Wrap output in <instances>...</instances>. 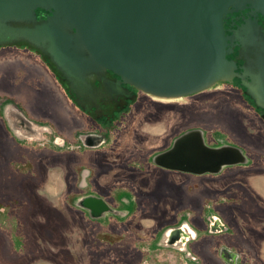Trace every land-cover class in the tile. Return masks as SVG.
<instances>
[{
    "label": "rangeland",
    "instance_id": "rangeland-1",
    "mask_svg": "<svg viewBox=\"0 0 264 264\" xmlns=\"http://www.w3.org/2000/svg\"><path fill=\"white\" fill-rule=\"evenodd\" d=\"M248 85L136 90L100 115L41 51L0 43V264H264V114ZM190 129L244 160L202 174L157 164Z\"/></svg>",
    "mask_w": 264,
    "mask_h": 264
},
{
    "label": "water",
    "instance_id": "water-1",
    "mask_svg": "<svg viewBox=\"0 0 264 264\" xmlns=\"http://www.w3.org/2000/svg\"><path fill=\"white\" fill-rule=\"evenodd\" d=\"M36 7L50 14L25 35L36 46L45 44L44 55L72 83L79 86L81 71L89 68L85 49L94 62L144 89L177 95L205 89L234 71L235 61L227 57L233 35L225 31V18L244 7L264 13V0H0V43H10L3 40L11 30L2 21L32 17ZM244 158L238 146H210L198 129H190L155 161L170 169L215 173ZM82 203L93 213L108 208L96 196Z\"/></svg>",
    "mask_w": 264,
    "mask_h": 264
},
{
    "label": "flooded vegetation",
    "instance_id": "flooded-vegetation-1",
    "mask_svg": "<svg viewBox=\"0 0 264 264\" xmlns=\"http://www.w3.org/2000/svg\"><path fill=\"white\" fill-rule=\"evenodd\" d=\"M49 13L50 12L48 10L43 9L41 7L35 8L36 18L39 20L44 18ZM224 26L226 28V33H232V35L234 36V40L232 41V53L227 54V57H231L232 59H234L236 64L234 70L236 73H238L233 76L232 80H237L238 83H241L242 81L249 83L248 88H245L243 86V91L250 98L255 97L257 101H259V103L263 105V107H257H259L262 110V113L264 114V13L255 11L251 8H244L237 11H232L228 14ZM250 50H257L258 55H260V57L263 59L262 64L260 63L259 65L261 66L262 71H260L261 69H258L257 72H252L251 70H249L248 65L245 61L246 58L251 57L253 54H243V52H249ZM258 55H253L255 60ZM106 82H112L117 84L119 90H112L111 87L108 86V83L106 84ZM102 85L104 89L108 92V94H111L114 98H117L116 100L118 101L117 103H115V105H113V107L111 106V108L108 107L106 104L100 103V106H102L99 111L100 113L97 112L98 109L96 105L89 106V108L96 110L97 114L100 115H106L108 114L107 111L114 110L120 106L122 107L123 105H125L127 103V100L130 99V97L134 96V91L137 90L129 84L122 82L116 75H114V78H103ZM252 101L254 103L253 99ZM181 171L197 174L208 173V171Z\"/></svg>",
    "mask_w": 264,
    "mask_h": 264
},
{
    "label": "bare ground",
    "instance_id": "bare-ground-1",
    "mask_svg": "<svg viewBox=\"0 0 264 264\" xmlns=\"http://www.w3.org/2000/svg\"><path fill=\"white\" fill-rule=\"evenodd\" d=\"M30 7L32 8V6ZM33 10L35 11V9ZM48 15H46L44 18L40 20L36 18V14L32 17L30 16V17L11 18V19L3 20L2 21L3 25L11 30L10 31L11 34L8 33L3 40H5V42L26 43L38 49L39 51H41V53H43L42 51H44L43 47H45V44L39 43L36 46L34 43H32L30 39H28L25 33L26 31L33 28L34 26H36L43 20L47 19ZM73 31H75L74 28H73ZM80 48L84 49L82 45H80ZM245 53L246 54L251 53L253 55H256V54L258 55L257 50H252V51L250 50L249 52L248 51L243 52V54ZM82 55L88 61L89 68L81 71L82 75L79 76L80 77L79 79L81 80L80 85L78 86L77 84H75L74 81H73L74 83L73 84L72 78L68 75L67 77L63 73L61 74V79L67 83L68 87L70 88V91L75 95L76 99L82 104V106L89 109V106L96 105L98 109L97 110L98 113H100L99 112L100 108H102V106H100V103L106 104L108 107L111 108V106L113 107V105H115V103H117L118 101L116 100L117 98H114L111 94L109 95L102 85L103 78H106V77L114 78V75L118 76V78L122 82L129 84L134 89L142 90L154 96L155 98L169 100L172 98H179V97L190 94V93H187V94H177V95H166V94H158V93L152 92L150 90L144 89L139 84L134 83L129 78H126L125 76H121L120 74H117L113 70L106 68L101 64H97L96 62L92 60L87 50L84 49V51H82ZM253 55L249 58H246V61H245L248 65L249 70H251L252 72H257L258 69L259 70L261 69L260 71H262V68L259 65L260 63L262 64L263 59L260 57V55H258L255 60ZM51 64L57 72L61 73V71L57 68L54 62H51ZM234 73H235V70L233 72L232 70H229L225 74L220 75L218 79H215L212 82H210L208 87L215 85L216 83H219V82H224L226 80H232ZM70 83H72V85H70ZM75 91H77V94H75Z\"/></svg>",
    "mask_w": 264,
    "mask_h": 264
}]
</instances>
